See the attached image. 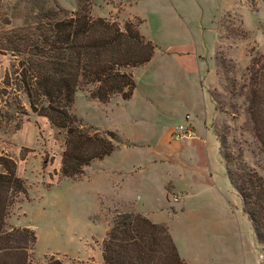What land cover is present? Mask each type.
<instances>
[{"label":"rangeland","instance_id":"374dc122","mask_svg":"<svg viewBox=\"0 0 264 264\" xmlns=\"http://www.w3.org/2000/svg\"><path fill=\"white\" fill-rule=\"evenodd\" d=\"M54 1L3 0V10L16 25L32 6ZM56 2L75 10L79 0ZM84 2L93 16L121 25L141 21L154 55L132 70L130 99L118 95L103 103L90 96V85L78 89L72 112L117 136L113 153L92 161L78 178L60 172L64 135L22 94L27 112L21 127L0 128V152L16 160L27 190L7 227L34 230L33 264H48L51 256L102 264L112 217L136 211L165 224L188 263L264 264V245L227 175L246 170L264 177L258 87L264 80V0ZM13 62L0 53V79ZM180 123L189 124L186 135L175 138ZM132 165L135 171L126 174Z\"/></svg>","mask_w":264,"mask_h":264},{"label":"trees","instance_id":"16d2710c","mask_svg":"<svg viewBox=\"0 0 264 264\" xmlns=\"http://www.w3.org/2000/svg\"><path fill=\"white\" fill-rule=\"evenodd\" d=\"M84 1L75 10L56 0L49 6L34 5L21 24L11 25L0 0V53L14 60L0 79V128L21 127L25 95L30 109L64 135L60 172L69 178L80 177L92 161L110 155L117 139L114 131L87 125L72 112L78 89L90 85V96L103 103L118 95L130 99L136 87L133 68L149 62L156 48L140 31L141 21L129 19L121 25L93 16ZM262 82L258 87L263 98ZM240 174L235 178L227 170L257 241L264 245V177L246 170ZM26 192L16 160L0 152V264H33L34 230L6 224ZM101 255L102 264H191L165 224L136 211H117L112 217ZM48 264L75 263L51 256Z\"/></svg>","mask_w":264,"mask_h":264},{"label":"built area","instance_id":"2783aa9c","mask_svg":"<svg viewBox=\"0 0 264 264\" xmlns=\"http://www.w3.org/2000/svg\"><path fill=\"white\" fill-rule=\"evenodd\" d=\"M187 126L189 125L188 123H185ZM186 125H184V123H180L176 126L175 129V133L173 134V136L175 138H179L183 135H186ZM188 134V133H187Z\"/></svg>","mask_w":264,"mask_h":264},{"label":"crops","instance_id":"0c3cea01","mask_svg":"<svg viewBox=\"0 0 264 264\" xmlns=\"http://www.w3.org/2000/svg\"><path fill=\"white\" fill-rule=\"evenodd\" d=\"M150 61H151V60H150ZM147 63H148V62H147ZM147 63H145V64H147ZM145 64H143V65H145ZM143 65H141V66H143ZM137 67H140V66H137ZM137 67H134V68H133V71H134V69L137 68ZM115 149H116V148H115ZM112 153H113V152H112ZM112 153H111V154H112ZM111 154H110V155H111ZM108 156H109V155H108ZM106 157H107V156H106ZM106 157H105V158H106ZM105 158H103L102 160H104ZM94 162H95V161H94ZM134 171H135V165H132V169L126 170L125 173H126V174H129V173H132V172H134ZM186 195H187V194H185V196H186ZM120 198H121V199H127V200H128V199H131V198H124V197H120ZM132 199L134 200L135 198H132Z\"/></svg>","mask_w":264,"mask_h":264}]
</instances>
